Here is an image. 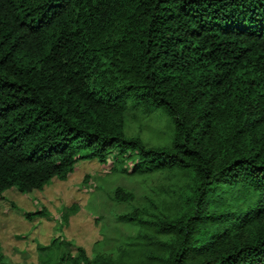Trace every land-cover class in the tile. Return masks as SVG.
I'll list each match as a JSON object with an SVG mask.
<instances>
[{"label":"trees","instance_id":"16d2710c","mask_svg":"<svg viewBox=\"0 0 264 264\" xmlns=\"http://www.w3.org/2000/svg\"><path fill=\"white\" fill-rule=\"evenodd\" d=\"M129 108L166 114L169 145L127 136ZM110 157L185 175L182 209L133 208L117 253L58 237L37 264H264V0H0V197Z\"/></svg>","mask_w":264,"mask_h":264},{"label":"rangeland","instance_id":"374dc122","mask_svg":"<svg viewBox=\"0 0 264 264\" xmlns=\"http://www.w3.org/2000/svg\"><path fill=\"white\" fill-rule=\"evenodd\" d=\"M124 132L139 137L147 146L166 147L172 137V124L160 110L147 114L129 108ZM111 159L108 165L81 160L66 180L55 177L43 189L31 193L6 190L0 197V264H37L39 246L58 237L70 241L74 248L84 247L90 256L101 250L117 253L127 237L135 233V227L119 221L118 215L143 207L149 213L174 214L182 209L188 192L185 175L168 170L143 175L120 173ZM117 186L130 190L134 200H115ZM239 205L242 209L246 206ZM37 210H45L46 216L26 217L27 212Z\"/></svg>","mask_w":264,"mask_h":264}]
</instances>
